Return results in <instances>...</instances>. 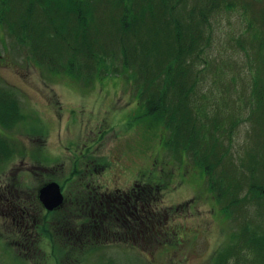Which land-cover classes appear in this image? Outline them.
<instances>
[{
  "label": "rangeland",
  "instance_id": "1",
  "mask_svg": "<svg viewBox=\"0 0 264 264\" xmlns=\"http://www.w3.org/2000/svg\"><path fill=\"white\" fill-rule=\"evenodd\" d=\"M241 1L250 3L249 12L257 16L262 6L259 0ZM103 6L94 14L105 20L109 8ZM251 14L242 15L241 9L222 12L211 21V46L205 51L214 72L219 73L217 67L226 72V83H214L216 76L205 72L202 86L191 95V104L203 93L200 95L208 97L212 106L237 117L225 166H234L242 176L252 167L249 155L259 152L260 146L255 144V135L251 139L256 132L255 116L245 112L243 103H237L235 97L238 91H249L251 86L249 76L243 72L247 60L237 43H246V23ZM101 31L102 36L107 31L103 24ZM31 58L26 46L17 44L0 25V87L13 93L26 118L10 131L0 130V135L9 138L17 149L14 156L0 163V198L5 199L9 186L17 190L36 220L35 228L30 225L28 229L24 248H17L18 230L5 216L10 210L8 204L0 200V264H213L218 252L232 243V235L238 236L245 226L264 234V199L259 206L239 203L230 207L231 217L226 219L207 188L203 171L185 155L181 157L165 148L163 126L144 115L134 81L128 74L116 72L120 70L118 59L114 62L116 71L106 70L89 79L82 74L84 78L75 81L49 73ZM77 62L81 67L87 60ZM233 79L236 86H232ZM220 94L227 96L226 104ZM261 118L259 115L255 120L257 126ZM80 177L85 182L100 180L102 188L109 187L110 191L115 187L130 188L135 183L150 195L153 212L144 236L141 237V224L127 223L116 215L124 230L116 226L115 219L107 226L109 232L116 233H111L112 238L103 235L93 241L95 234L90 232L81 243H74L75 226L82 221L79 214L67 213L81 211L72 200L81 190ZM73 179L78 182L74 184ZM47 182L72 185L65 188L66 200L50 214L42 212L44 208L37 199L39 189ZM244 193L245 190L230 198L240 200ZM61 218L63 225H55L57 229L52 232L50 224ZM43 226L53 237H45ZM60 228L66 231L59 232ZM234 242L238 251L230 256L228 264H264L244 249L243 241Z\"/></svg>",
  "mask_w": 264,
  "mask_h": 264
},
{
  "label": "trees",
  "instance_id": "2",
  "mask_svg": "<svg viewBox=\"0 0 264 264\" xmlns=\"http://www.w3.org/2000/svg\"><path fill=\"white\" fill-rule=\"evenodd\" d=\"M259 2L262 6L255 16L249 12L251 4L241 0H0V25L17 44L26 46L37 66L54 75L81 81L82 74L89 79L106 70L116 71L114 62L118 59L120 70L116 72L128 74L134 81L144 115L163 126L165 148L185 155L203 171L210 194L221 214L229 219L230 207L239 203L259 206L264 199V1ZM101 4L109 8L105 20L94 14ZM239 8L242 15L252 16L246 23L247 46L237 42L247 60L243 72L251 86L235 97L237 103H243L245 112L255 116L250 119V123L254 119L256 129L251 139L255 135V144H260L259 152L249 155L253 164L243 176L234 166H225L237 117L212 106L208 97L200 95L203 93L191 104V95L202 86L205 72L216 76L214 83H226V72L217 66L219 73L214 72L205 50L211 46V21L222 12L234 13ZM102 24L107 28L103 36ZM83 58L87 62L80 67L77 60ZM198 65L201 68L197 70ZM232 82L236 86L234 79ZM219 97L226 104L227 96ZM259 115L262 118L257 126ZM25 120L13 93L0 87V130L10 131ZM8 139L0 135V163L16 154L15 145ZM244 190L240 200L230 198ZM62 219L54 220L49 229L54 232L55 225H63ZM45 226L49 239L52 233ZM231 238L232 243L218 252L213 264H228L230 256L238 251L234 242L238 240L264 263V234L245 226Z\"/></svg>",
  "mask_w": 264,
  "mask_h": 264
},
{
  "label": "flooded vegetation",
  "instance_id": "3",
  "mask_svg": "<svg viewBox=\"0 0 264 264\" xmlns=\"http://www.w3.org/2000/svg\"><path fill=\"white\" fill-rule=\"evenodd\" d=\"M76 166L77 165L75 163L74 171H76ZM93 172L95 173L94 170ZM89 175L91 174H88L87 176ZM78 181H80V191L84 192L76 191L78 193L74 194L72 200L77 204V207L81 209V211L71 210L68 211V213L66 212L70 216L71 214H79V220L82 221L78 224L79 226L77 224L75 226V235L72 240L74 243H81L83 241L82 238L84 239V237H86L90 232L92 236L95 234V237L93 239L91 238L93 241H95L96 239L100 240L98 238L102 237L103 235L110 237L112 236L111 233L116 235L115 232H109L107 228L108 223L116 219L114 217L116 215L121 217L125 222L127 221V223L136 222L135 224H141V237L144 236L143 232H145V229L147 228L149 215L151 216V212H153L151 209L152 200L150 198V195L142 192L141 187H139L138 184L134 183L130 188L115 187L110 191L109 187L104 186L105 188H102L103 186L99 184L100 180H94L92 178V180L89 179L85 182L84 179L80 177ZM78 181L73 179L74 184ZM47 183L43 184V186ZM62 183L63 184L58 185L60 186L63 201H65V188L69 186L72 187V185L70 182ZM10 189L11 188L9 186V190H7L6 192L5 199L0 198V200H4L5 203L8 204L7 208H10L5 216L10 217V223L18 230L20 240L17 243L16 247L22 250L27 240L28 229L30 225L35 228L34 225L36 223V220L34 218L35 215L31 211H29L27 204L24 203L23 199L18 197V191H13V189ZM2 196L3 195H0V197ZM39 204L41 203L39 202ZM42 212H47V214H50L53 211L50 212L42 209ZM40 219L42 218L40 217ZM116 226L118 228H121V226H123L121 229H125L124 224H122L119 219H116ZM77 229L79 230L78 232ZM43 238L44 237H42L41 239ZM143 239H145V237H143Z\"/></svg>",
  "mask_w": 264,
  "mask_h": 264
},
{
  "label": "water",
  "instance_id": "4",
  "mask_svg": "<svg viewBox=\"0 0 264 264\" xmlns=\"http://www.w3.org/2000/svg\"><path fill=\"white\" fill-rule=\"evenodd\" d=\"M37 198L46 211L57 209L63 202L60 186L55 182L42 186L38 191Z\"/></svg>",
  "mask_w": 264,
  "mask_h": 264
}]
</instances>
